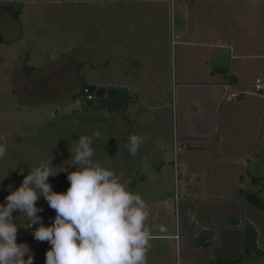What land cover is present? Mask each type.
Listing matches in <instances>:
<instances>
[{
	"label": "rangeland",
	"instance_id": "1",
	"mask_svg": "<svg viewBox=\"0 0 264 264\" xmlns=\"http://www.w3.org/2000/svg\"><path fill=\"white\" fill-rule=\"evenodd\" d=\"M108 1L0 0V137L7 139L0 204L41 160H52L53 172H59L48 178L52 190L66 192L68 173L76 170L71 146L80 135L99 131L93 160L113 169L148 205L147 264H210L218 255L235 259L247 238L264 249V212L240 195L243 189L264 201V96L253 90L257 81L264 82V1L223 0L185 13L179 6L190 0H159L144 3L137 19L127 16L136 5ZM152 8L154 18L146 14ZM215 12L224 16L221 28L227 30L220 49L235 48L234 65L248 93L235 99L239 95L230 92L212 103L210 117L201 109L204 95L178 93L174 78L188 71L178 23L186 20L191 31L199 23L203 29L217 20ZM138 60L152 63L148 73ZM25 65L35 68L30 77ZM135 83L143 93L128 112L74 99L85 84ZM152 83L162 84L163 96L146 93ZM132 134L141 138L135 155L125 147ZM178 140L187 141L183 150L175 148ZM37 207L50 226L55 210L43 197ZM13 216L17 243L29 248L24 259L31 255L33 264H46L51 245L34 238L39 224L28 228L26 216ZM241 264H264V257Z\"/></svg>",
	"mask_w": 264,
	"mask_h": 264
},
{
	"label": "clouds",
	"instance_id": "2",
	"mask_svg": "<svg viewBox=\"0 0 264 264\" xmlns=\"http://www.w3.org/2000/svg\"><path fill=\"white\" fill-rule=\"evenodd\" d=\"M80 135L70 151V182L66 192L52 190L48 182L52 160H41L24 177L17 189H9L6 203L0 204V264H33L26 245L17 243L18 226L14 212L27 217L28 228L39 224L33 233L38 241H47L46 264H147L149 232L145 227L148 205L140 194L128 187L120 175L93 160V138ZM141 138L132 134L125 145L135 155ZM7 153V139L0 137V159ZM23 172V170H22ZM43 197L56 216L50 226L38 215L43 211L37 201Z\"/></svg>",
	"mask_w": 264,
	"mask_h": 264
},
{
	"label": "crops",
	"instance_id": "3",
	"mask_svg": "<svg viewBox=\"0 0 264 264\" xmlns=\"http://www.w3.org/2000/svg\"><path fill=\"white\" fill-rule=\"evenodd\" d=\"M119 2L121 4H129L132 7L135 6L134 10H130L131 13L127 14L128 17H135L136 19L139 17H143V9L144 3H157L159 0H109L108 3L112 2ZM223 0H190L189 4H184L179 6L180 10L186 13L188 9L199 7L201 4H208V3H217ZM229 3L234 5L235 3H239L240 1L245 4L255 5L257 3L263 2L264 0H227ZM144 6V7H143ZM140 13V14H139ZM150 18H154L156 16V11L152 8V10H148L146 13ZM215 17L217 18L216 21H212L210 23H205L206 28H203L197 24V28L195 31L190 30L189 24L185 21L178 23V32L180 35L184 37L182 47L186 50L182 54V61L186 63L188 66V71L184 74L177 75L174 78L175 80L179 81L174 85L176 87V91L183 94H193V93H202L205 97L204 103L201 105L202 111H205L210 117L211 114V104L219 101H224L227 95L230 92H235L238 94V98H244L248 93V89L246 86L242 85V76L238 68L234 65V61L238 57H236L234 53V47L232 44L226 47V52L222 51L220 48L221 40L224 37V34L227 30L225 28H221L223 26L221 12H215ZM127 18V17H126ZM126 20L123 19L121 23L125 22ZM201 22V20H200ZM136 27L139 25L131 23ZM198 25L201 27L199 29ZM180 30V31H179ZM150 32H154L151 31ZM200 35V36H199ZM188 51H191L190 54ZM122 53L125 54L126 51L123 49ZM138 64L140 68H146L147 73L149 72V68L151 67L152 63L139 61ZM144 70V69H143ZM259 82V81H257ZM257 84V83H256ZM255 84V86H256ZM128 85L117 87V89L124 90L127 94L133 98V101L139 100L140 96L143 93V87L139 83H135L134 85ZM255 86L253 90H255ZM114 88L115 87H109ZM146 93L152 97H160L163 96V89L162 84L160 83H152L150 86L146 88ZM133 101L129 103L126 112L130 110L132 107ZM197 108L198 105H197ZM200 112L199 109H196L194 113H191L192 120L197 119V114ZM188 140V139H185ZM187 144V141L178 140L174 143L175 148L183 150ZM163 151H166V147ZM188 181V180H187Z\"/></svg>",
	"mask_w": 264,
	"mask_h": 264
},
{
	"label": "trees",
	"instance_id": "4",
	"mask_svg": "<svg viewBox=\"0 0 264 264\" xmlns=\"http://www.w3.org/2000/svg\"><path fill=\"white\" fill-rule=\"evenodd\" d=\"M5 9V8H4ZM8 8L5 10L7 11ZM18 17V16H16ZM3 43L2 35L0 34V45ZM25 74L27 76H31V74L35 71V68L28 67L27 65L24 66ZM88 88L90 93L94 94L95 99L93 101H87L90 104L98 101L99 107H109L112 112H120L126 111L129 103L133 100L127 92L120 89L114 88H98L97 86H91L85 84L80 92L75 94L74 99L76 100L78 97L82 96L83 90ZM110 103H113L110 104ZM132 191L134 187L130 188ZM240 195L246 199L251 205L255 208L264 212V201L258 194H250L246 193L243 189L240 192ZM252 232V231H251ZM254 232H252V236ZM252 239V238H251ZM250 238L246 239L244 244V252L238 258L235 259H225L222 256L218 255L217 259L210 264H241L245 260H250L252 258H262L264 257V249L259 248L256 241H252ZM199 247H207L205 243H201Z\"/></svg>",
	"mask_w": 264,
	"mask_h": 264
},
{
	"label": "built area",
	"instance_id": "5",
	"mask_svg": "<svg viewBox=\"0 0 264 264\" xmlns=\"http://www.w3.org/2000/svg\"><path fill=\"white\" fill-rule=\"evenodd\" d=\"M255 92L264 96V82H257V84L255 86ZM234 98L236 99L238 97H234ZM94 99H95L94 94L90 93L88 88H85L83 90L82 96L78 97L76 99V102L81 103L84 100L93 101Z\"/></svg>",
	"mask_w": 264,
	"mask_h": 264
},
{
	"label": "flooded vegetation",
	"instance_id": "6",
	"mask_svg": "<svg viewBox=\"0 0 264 264\" xmlns=\"http://www.w3.org/2000/svg\"><path fill=\"white\" fill-rule=\"evenodd\" d=\"M77 103V102H76ZM78 104V103H77Z\"/></svg>",
	"mask_w": 264,
	"mask_h": 264
}]
</instances>
